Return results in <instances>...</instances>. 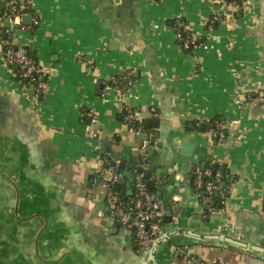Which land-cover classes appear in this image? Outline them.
I'll use <instances>...</instances> for the list:
<instances>
[{
    "label": "crops",
    "instance_id": "0c3cea01",
    "mask_svg": "<svg viewBox=\"0 0 264 264\" xmlns=\"http://www.w3.org/2000/svg\"><path fill=\"white\" fill-rule=\"evenodd\" d=\"M31 2L39 25L12 36L46 92L37 101L15 68L0 67V264H264V252L224 242L264 249V101L235 104L247 93L264 97V0L231 7L212 29L209 17L224 9L213 0ZM176 21L198 40L188 50L175 39ZM126 71L125 95L101 90ZM215 118L238 120L220 142L207 129ZM139 134L146 145L135 156ZM146 157L164 217L162 235L140 253L94 179L124 162L116 185L125 197L137 183L128 165ZM211 165L225 174L222 210L193 183Z\"/></svg>",
    "mask_w": 264,
    "mask_h": 264
},
{
    "label": "built area",
    "instance_id": "2783aa9c",
    "mask_svg": "<svg viewBox=\"0 0 264 264\" xmlns=\"http://www.w3.org/2000/svg\"><path fill=\"white\" fill-rule=\"evenodd\" d=\"M215 3L222 4L224 9L213 13L207 22V27L212 29L217 24L225 23L228 18V9L236 7L239 9L245 5L247 0H213ZM24 15H30L28 23L22 21ZM6 21L9 26L0 27V67L3 69L15 68L23 88L29 90L33 98L41 100L46 92L45 83L41 79V71L33 56L28 49L18 43H15L12 31L15 28L30 31L39 25V18L34 14L31 0H0V22ZM174 36L177 43L183 49H190L197 44V39L183 27L181 21L174 23ZM230 29L229 26L226 27ZM231 44V43H229ZM132 72L126 71L119 76H113L102 82V91L117 90L121 95H125L133 85ZM264 97L259 93H247L244 97L235 99L237 107L248 105L256 107L263 103ZM125 119L129 124L133 120V114L123 107ZM91 125H95L97 118L91 109L84 111ZM237 124L238 120L232 119L225 122L222 118L211 119L207 126L208 131L217 142L223 141L226 136L227 124ZM131 128V127H130ZM131 129H135L132 127ZM92 136H98V132L93 130ZM146 145V140H143ZM117 164V163H116ZM109 175V179L106 177ZM119 174L115 173V167L104 168L96 177L95 181L100 182L106 189L105 210L115 218L123 227L130 231L135 239L136 249L140 253L148 251L152 242L157 240L163 233L164 211L155 193L149 190L145 182H138L124 198L114 189L117 184ZM225 174L218 166L205 167L198 169L194 173L193 183L197 190H203L206 193V200H217L220 205H213L211 209L222 210L223 200L225 198V189L221 184L224 181ZM215 192L218 193L215 196ZM217 198V199H216ZM193 264H218L194 262Z\"/></svg>",
    "mask_w": 264,
    "mask_h": 264
},
{
    "label": "water",
    "instance_id": "95a60500",
    "mask_svg": "<svg viewBox=\"0 0 264 264\" xmlns=\"http://www.w3.org/2000/svg\"><path fill=\"white\" fill-rule=\"evenodd\" d=\"M30 20V15H24L22 17V21L25 22V23H28ZM138 139H139V144H138V149L136 151H132V154L135 155V156H138L140 153H139V150L140 149H143V141H142V135L139 134L138 135ZM147 144H149V141L147 142ZM192 145L189 144L187 141H182L181 143V148H182V152L183 153H187V154H191V150H192ZM146 151L147 152H153L155 153V150H152L150 147H145ZM149 162V158L146 157V158H143V159H139L137 161V165H135L134 163H130L128 165L129 169L133 171V174L131 176V178L133 180H135V182H142L143 180H146L145 184L147 186L148 189H153L154 188V181L150 180V171L148 170H145L144 167H143V164L144 163H148ZM110 165L114 166L115 167V173L119 174L120 172V168L124 167L125 166V163L124 162H120V163H115L114 161H111L110 162ZM205 166L201 167V169H203ZM212 167V165L210 166ZM193 169L195 170V167H193ZM137 174H141V177L140 178H136V175ZM106 179L108 180L109 179V175L106 177ZM124 181V178L119 176L118 178V184H122ZM223 187L226 186V184L224 183L222 185ZM218 193L215 192V196H217ZM159 200V199H158ZM213 202H211V205L213 206ZM215 239H218L220 237H214ZM156 241L155 240L154 242L151 243L148 251H150L152 249V245H155L156 244ZM224 242L226 243H230L232 245H235L237 247H240L242 249H248L250 251H259V252H264V249L259 247V246H255V245H250V244H247V243H243V242H240V241H237V240H234V239H231V238H224ZM147 251V252H148Z\"/></svg>",
    "mask_w": 264,
    "mask_h": 264
},
{
    "label": "trees",
    "instance_id": "16d2710c",
    "mask_svg": "<svg viewBox=\"0 0 264 264\" xmlns=\"http://www.w3.org/2000/svg\"><path fill=\"white\" fill-rule=\"evenodd\" d=\"M216 166V165H215ZM213 167V169H215V168H217V166L216 167ZM114 189H116V191L118 192V190H117V185H114ZM120 194V193H119ZM120 196L122 197V198H124L123 196H122V194H120ZM217 199V198H216ZM217 200H219V198L217 199Z\"/></svg>",
    "mask_w": 264,
    "mask_h": 264
}]
</instances>
